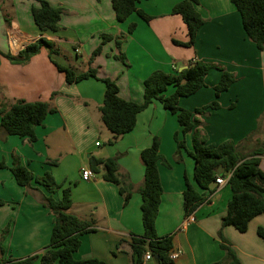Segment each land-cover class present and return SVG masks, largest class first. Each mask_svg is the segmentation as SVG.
I'll return each mask as SVG.
<instances>
[{
    "label": "crops",
    "instance_id": "1",
    "mask_svg": "<svg viewBox=\"0 0 264 264\" xmlns=\"http://www.w3.org/2000/svg\"><path fill=\"white\" fill-rule=\"evenodd\" d=\"M63 9L56 32L41 31L35 24L32 8L35 0H0V50L14 56L39 39L53 43L55 54L48 50L32 58L26 65H12L0 55V105L9 109L16 100L49 103L56 112L48 114L36 129L37 140L0 135V160L11 167L17 157L36 177L50 172L60 189L53 195L62 198L63 190H71L72 207L68 213L90 222L94 232L81 236V246L74 254L77 260L99 259L107 264H133L132 238L142 236V196L145 169L143 150L154 139H160V154L168 163L158 167L163 194L156 220L159 237L173 236V250L178 252L175 264H218L225 261V242L233 249L241 264H264V213L249 223L241 233L233 226L222 227L232 191L226 183L191 216L185 217L183 192L186 180L194 189L193 133L186 136V150L177 160L175 133L177 118L153 101L137 116L135 128L118 138L106 128L100 108L106 86L100 79H111L126 101H144V82L156 71L174 73L185 69L190 60L221 65L236 76L231 88L216 98L214 87L221 79L219 70H210L205 88L181 98L179 106L194 111L217 100L220 109L198 115L196 129H203L209 144L225 141L240 144L255 134L253 142L264 143V51L248 38L242 17L231 0H198L197 11L204 20L192 46L178 43L189 41L188 28L172 9L182 0H139L137 7L151 17L149 22L133 13L119 22L111 0H46ZM135 24L132 32L129 28ZM112 39L105 42L103 36ZM177 42V43H176ZM102 47L90 62L94 51ZM79 49V54L75 53ZM123 58V60L120 59ZM56 62L70 67L77 74L89 69L99 79L90 78L68 84L65 73ZM174 92L169 87L167 94ZM53 93H58L52 98ZM234 104L233 108H230ZM99 144V145H98ZM91 158L118 159V177L132 185L128 204L119 186L103 179L102 173L89 182L81 179V171L90 168ZM100 169L103 166H99ZM260 167L264 172V156ZM223 169L216 170L223 177ZM30 191L19 186L10 169L0 170V217L14 218V260L41 254L50 244L54 215L43 205L44 188ZM6 208V210H4ZM193 217L195 221L189 219ZM10 218V219H11ZM3 226L0 228V230ZM222 232L223 240L220 238ZM40 264V261L36 262ZM59 264V263H56Z\"/></svg>",
    "mask_w": 264,
    "mask_h": 264
},
{
    "label": "trees",
    "instance_id": "2",
    "mask_svg": "<svg viewBox=\"0 0 264 264\" xmlns=\"http://www.w3.org/2000/svg\"><path fill=\"white\" fill-rule=\"evenodd\" d=\"M39 7L32 8V16L36 26L43 32H56L63 14V9L53 7L46 0H35ZM116 18L119 22L126 21L133 13H137L142 19L149 22L151 17L137 4L139 0H111ZM242 17L244 30L248 38L262 52L264 51V0H231ZM198 0H182L172 9V14L180 15L187 25L189 41L178 43L184 46L194 45L199 29L204 20L197 11ZM135 24L129 31L132 32ZM104 35V43L111 40ZM177 43V42H176ZM43 48L48 50L50 58L56 53L52 42L39 39L29 44L16 56L3 53L12 65H26L33 57L37 56ZM102 47L94 51L90 62L100 54ZM121 60L123 58L120 57ZM60 72L65 73L68 84H75L90 78L99 79L97 71L89 69L83 74H77L74 69L64 67L54 62ZM219 70L221 79L214 87L216 98L227 92L236 82V76L218 64L202 60H190L185 64V69L174 73L156 71L144 82V101L141 104L126 101L119 95L117 84L111 79H100L106 86L103 105L100 108L102 121L106 128L116 139L131 132L137 122L139 113L146 110L153 101L163 104L165 110L177 118L179 131L175 133L177 144V160L180 161L182 150H186V136L193 133V151L189 155L194 159V180L198 190L194 189L186 177V188L183 192V206L185 217L191 216L208 198L215 193L216 170L223 169V177L230 175L228 185L232 191V197L227 204V214L222 219V227L233 226L241 233L248 230L249 223L256 216L264 213V172L260 167L261 157L264 156V145L253 142L252 134L240 144L233 141H225L219 145L209 144L208 136L203 129H196L199 124L196 116H207L209 110L220 109L217 100L194 111H188L179 106L181 98L190 97L207 86L206 77L210 70ZM173 87L174 92L167 94L168 88ZM58 93H53L54 98ZM234 104L230 106L233 108ZM56 112L49 103L16 100L8 109L5 104L0 105V135L18 136L26 138L30 143L37 140L36 129L42 126L50 113ZM261 121H264V115ZM160 139L155 138L152 145L143 150L141 159L145 169L144 183L140 189L142 196V223L144 234L132 238L133 264H142L147 252L152 254L149 264H175L171 259L173 250V236L159 237L156 231V220L159 214L163 187L159 172V161L168 164L160 154ZM99 166H103L100 169ZM169 166V165H167ZM10 169L17 184L30 191H39L32 187L36 183L44 188L48 195L42 194L43 205L49 208L54 215V225L50 244L41 254H35L20 260H2L0 264H107L99 259L77 260L74 254L81 246V236L94 232L90 222L82 221L75 215L68 213L72 207L71 190H63L62 198L56 200L54 194L60 189L53 175L47 172L43 177H36L27 167L22 165L17 157L14 158L11 167L5 161L0 160V170ZM90 168L95 173H102L104 180L119 186V192L124 196L125 204H128L133 195L132 185L121 181L118 177V159L91 158ZM4 202L0 201V205ZM258 234L264 239V229L260 228ZM220 238L223 240L222 232ZM221 248L226 252L225 261L218 264H241L235 251L224 243ZM4 250L1 248L0 255ZM158 257V258H156Z\"/></svg>",
    "mask_w": 264,
    "mask_h": 264
},
{
    "label": "rangeland",
    "instance_id": "3",
    "mask_svg": "<svg viewBox=\"0 0 264 264\" xmlns=\"http://www.w3.org/2000/svg\"><path fill=\"white\" fill-rule=\"evenodd\" d=\"M262 145H264V143H262ZM4 210H6V208H4ZM10 218L4 213L0 217V228L3 226L0 230V243L1 248L4 250V254L0 255V259L2 260H14V258H16L14 257V234H12L14 230V218Z\"/></svg>",
    "mask_w": 264,
    "mask_h": 264
},
{
    "label": "built area",
    "instance_id": "4",
    "mask_svg": "<svg viewBox=\"0 0 264 264\" xmlns=\"http://www.w3.org/2000/svg\"><path fill=\"white\" fill-rule=\"evenodd\" d=\"M76 54H79V49L77 48L75 50ZM99 145V144H98ZM230 175H227L225 177H217L216 179V185L217 186H223L224 184L228 183V179H229ZM96 178V173L91 169V168H85L82 169L81 171V179L84 182H89L92 181L93 179ZM190 221H195V219L193 217H191L189 219ZM179 253L178 252H171V259L173 261H176L178 259ZM152 260V254L150 252H147L144 256V261L142 264H149Z\"/></svg>",
    "mask_w": 264,
    "mask_h": 264
},
{
    "label": "water",
    "instance_id": "5",
    "mask_svg": "<svg viewBox=\"0 0 264 264\" xmlns=\"http://www.w3.org/2000/svg\"><path fill=\"white\" fill-rule=\"evenodd\" d=\"M156 258H158V257H156Z\"/></svg>",
    "mask_w": 264,
    "mask_h": 264
}]
</instances>
